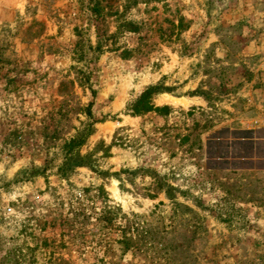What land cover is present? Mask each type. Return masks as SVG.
I'll list each match as a JSON object with an SVG mask.
<instances>
[{
    "label": "rangeland",
    "instance_id": "1",
    "mask_svg": "<svg viewBox=\"0 0 264 264\" xmlns=\"http://www.w3.org/2000/svg\"><path fill=\"white\" fill-rule=\"evenodd\" d=\"M263 146L264 0H0V264H264Z\"/></svg>",
    "mask_w": 264,
    "mask_h": 264
},
{
    "label": "trees",
    "instance_id": "2",
    "mask_svg": "<svg viewBox=\"0 0 264 264\" xmlns=\"http://www.w3.org/2000/svg\"><path fill=\"white\" fill-rule=\"evenodd\" d=\"M125 26H133L131 22H125ZM166 88L160 87V86H150L145 89V91L141 94L139 99L135 102L132 112L134 116H139L141 114L149 113V112H158L163 111L166 107L161 108L156 106L153 103V97L155 94L158 93H164ZM83 142L82 136H79L75 139H73L68 146L69 151H72L73 148L76 146L81 145ZM111 210V208H109ZM113 212L111 211H105L103 214V220L107 223H113L115 217L112 216ZM129 225V224H128ZM122 234V239H120V243L127 247V249L133 244V235L137 232L138 235H142L143 238H146L147 235H149V231L145 230L144 227L140 229V226L138 224L131 225L127 227V225L122 226L121 228H118ZM141 231V232H140Z\"/></svg>",
    "mask_w": 264,
    "mask_h": 264
},
{
    "label": "water",
    "instance_id": "3",
    "mask_svg": "<svg viewBox=\"0 0 264 264\" xmlns=\"http://www.w3.org/2000/svg\"><path fill=\"white\" fill-rule=\"evenodd\" d=\"M252 146L251 145H243V146H240V145H236L234 148H233V152H237V153H247V152H251L252 150ZM214 150H217L218 152H223L225 151V147H219V149H214ZM261 152H264V146L261 147L260 149Z\"/></svg>",
    "mask_w": 264,
    "mask_h": 264
}]
</instances>
